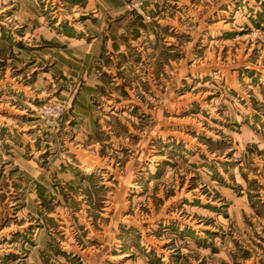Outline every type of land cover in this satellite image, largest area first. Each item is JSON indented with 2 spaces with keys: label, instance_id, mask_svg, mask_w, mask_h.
<instances>
[{
  "label": "rangeland",
  "instance_id": "obj_1",
  "mask_svg": "<svg viewBox=\"0 0 264 264\" xmlns=\"http://www.w3.org/2000/svg\"><path fill=\"white\" fill-rule=\"evenodd\" d=\"M0 264H264V0H0Z\"/></svg>",
  "mask_w": 264,
  "mask_h": 264
},
{
  "label": "built area",
  "instance_id": "obj_2",
  "mask_svg": "<svg viewBox=\"0 0 264 264\" xmlns=\"http://www.w3.org/2000/svg\"><path fill=\"white\" fill-rule=\"evenodd\" d=\"M41 112L44 119L51 126H55L64 113V108L60 104H47L42 107Z\"/></svg>",
  "mask_w": 264,
  "mask_h": 264
}]
</instances>
